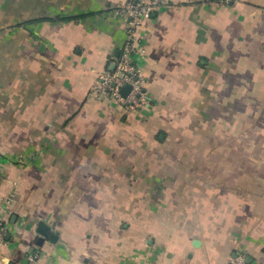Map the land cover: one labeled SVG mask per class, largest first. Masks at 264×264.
<instances>
[{
    "label": "crops",
    "instance_id": "crops-1",
    "mask_svg": "<svg viewBox=\"0 0 264 264\" xmlns=\"http://www.w3.org/2000/svg\"><path fill=\"white\" fill-rule=\"evenodd\" d=\"M125 1L0 0V264H264V0L154 10L134 113L89 96Z\"/></svg>",
    "mask_w": 264,
    "mask_h": 264
},
{
    "label": "built area",
    "instance_id": "built-area-1",
    "mask_svg": "<svg viewBox=\"0 0 264 264\" xmlns=\"http://www.w3.org/2000/svg\"><path fill=\"white\" fill-rule=\"evenodd\" d=\"M167 0H126L121 6L114 8L112 13L122 19L125 24V39L118 58L113 59L114 68L105 71L94 80L89 96L96 100L113 105H119L127 111L138 112L148 105V93L143 72L136 63V57L144 55L138 46V30L150 19L154 10L167 6ZM128 86L126 95L121 90ZM8 200L0 199L2 203ZM7 234L6 226L0 219V244H4ZM37 255L28 257V264L37 263ZM228 264H246L245 255L240 253Z\"/></svg>",
    "mask_w": 264,
    "mask_h": 264
},
{
    "label": "water",
    "instance_id": "water-1",
    "mask_svg": "<svg viewBox=\"0 0 264 264\" xmlns=\"http://www.w3.org/2000/svg\"><path fill=\"white\" fill-rule=\"evenodd\" d=\"M118 56V53L115 55V57ZM114 64H110L109 70H113ZM129 91V87L126 86L121 90V94L124 96L127 94ZM36 233L38 234V239H37V244L42 245L43 241L47 239L50 243H55L56 241V236L55 234L51 231L50 227L46 225L44 222H39L37 225ZM194 245H197L196 243ZM246 262L249 263L250 260L246 259ZM22 264H28V261L25 259Z\"/></svg>",
    "mask_w": 264,
    "mask_h": 264
}]
</instances>
